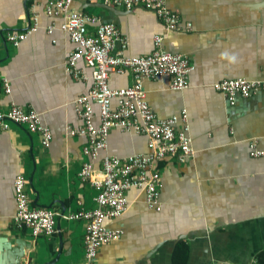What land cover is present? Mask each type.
<instances>
[{"label":"crops","instance_id":"obj_1","mask_svg":"<svg viewBox=\"0 0 264 264\" xmlns=\"http://www.w3.org/2000/svg\"><path fill=\"white\" fill-rule=\"evenodd\" d=\"M50 1L0 0V113L14 105L34 110L53 134L50 148L25 127L10 125L2 134L0 238L32 244V251L40 253L35 264L51 261L58 253L59 231L34 238L13 223L19 174L28 181L35 208L69 214L95 206V189L79 177L89 160L84 155L88 139L70 135V129L83 124L76 101L93 88V69L80 61L79 78L67 72L75 45L61 28L66 16L83 13L116 25L128 40L126 56L152 54L160 36L165 52L184 55L195 66L183 91L173 90L168 76L143 82L158 117L187 111L194 153L184 163L173 157L158 162L160 211L147 206L144 191L127 192L128 210L107 221L110 229L122 231V237L99 250L97 264H171L181 244V258H187V264H252L264 250V156L251 157L249 145L257 141L264 150V91L248 99L239 97L231 106L213 85L225 79H264V0H165L180 16L177 31H169L153 12L141 7L128 11L105 0L75 1L55 16L47 13ZM98 25H90L88 33L94 34ZM34 27L37 31L18 45L7 38L8 33L23 34ZM5 78L10 94L3 88ZM132 83L130 73L110 78L113 89ZM93 108L98 126L99 107ZM148 143L147 135L114 129L106 154L148 153ZM103 155L95 167H100ZM58 225L63 251L56 264H85L86 222L58 217ZM32 254L26 251L27 257Z\"/></svg>","mask_w":264,"mask_h":264},{"label":"built area","instance_id":"obj_2","mask_svg":"<svg viewBox=\"0 0 264 264\" xmlns=\"http://www.w3.org/2000/svg\"><path fill=\"white\" fill-rule=\"evenodd\" d=\"M75 1L87 0H53L47 5V13L56 16L66 12ZM105 1L113 7H124L128 11L141 7L153 12L169 31L179 30L180 16L169 9L165 0ZM97 23L96 32L90 35L88 27ZM187 26L191 27L190 24ZM61 28L75 45L67 61V72L79 78L80 61L93 69V88L76 101V109L83 124L80 129H70V135L88 139L84 155L89 160L84 163L79 177L95 189V206L91 209L82 207L69 214L58 213L50 208H35L28 194V181L19 174L14 182L17 209L13 223L17 229L29 230L32 237L38 238L58 233V217L72 222L84 221L85 264H97L99 250L122 237V231L110 229L107 221L120 218L128 210L127 192L132 189L144 191L147 206L160 211L162 177L157 170L158 162L173 157L184 163L194 153L187 111L166 119L158 117L147 101L143 82L145 79L168 76L172 79V89L183 91L189 86V77L195 66L184 55L165 52L162 49L163 37L160 36L155 38L152 54L143 57L126 56L128 40L120 29L112 23H100L99 18L88 14H69ZM36 31L34 27L23 34L8 33L7 38L18 45ZM52 31L53 27H50L49 32ZM125 73L132 74V85L127 88H111V76ZM3 88L7 94L11 93V85L6 78L3 79ZM213 88L223 94L231 106H235L239 97L248 99L264 91V79H225L215 83ZM94 104L98 105L100 111L98 126L94 123ZM10 125L25 127L29 133L39 134L42 145L50 148L53 134L42 123L38 112L26 111L14 105L7 113H0V139L3 133L9 131ZM114 129L147 135L149 152L128 157L106 154L109 135ZM249 148L251 157L264 156V150L258 148L257 141L251 142ZM102 153L101 165L95 167L94 162Z\"/></svg>","mask_w":264,"mask_h":264},{"label":"water","instance_id":"obj_3","mask_svg":"<svg viewBox=\"0 0 264 264\" xmlns=\"http://www.w3.org/2000/svg\"><path fill=\"white\" fill-rule=\"evenodd\" d=\"M107 9L113 11V7L105 5ZM59 231L60 246L58 249L57 256L44 264H56L62 255L63 251V236L60 233V226H57ZM14 243V244H13ZM33 245L20 238L1 237L0 238V264H35L39 258L40 253L37 250H33ZM26 251L32 252L33 254L28 256ZM31 254V253H30Z\"/></svg>","mask_w":264,"mask_h":264},{"label":"trees","instance_id":"obj_4","mask_svg":"<svg viewBox=\"0 0 264 264\" xmlns=\"http://www.w3.org/2000/svg\"><path fill=\"white\" fill-rule=\"evenodd\" d=\"M182 244L178 245L172 256L171 264H187V258H181ZM252 264H264V250L257 253L255 260Z\"/></svg>","mask_w":264,"mask_h":264}]
</instances>
